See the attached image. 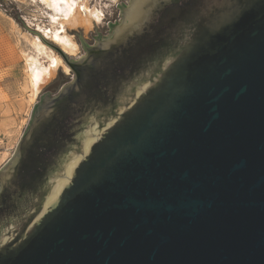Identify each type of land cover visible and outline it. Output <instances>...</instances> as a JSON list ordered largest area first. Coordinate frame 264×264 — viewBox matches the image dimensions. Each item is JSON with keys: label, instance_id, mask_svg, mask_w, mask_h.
I'll return each mask as SVG.
<instances>
[{"label": "water", "instance_id": "obj_1", "mask_svg": "<svg viewBox=\"0 0 264 264\" xmlns=\"http://www.w3.org/2000/svg\"><path fill=\"white\" fill-rule=\"evenodd\" d=\"M53 48L0 169V264H264V0H119ZM82 47H81V43Z\"/></svg>", "mask_w": 264, "mask_h": 264}, {"label": "rangeland", "instance_id": "obj_2", "mask_svg": "<svg viewBox=\"0 0 264 264\" xmlns=\"http://www.w3.org/2000/svg\"><path fill=\"white\" fill-rule=\"evenodd\" d=\"M118 1L78 0L77 8L81 13L85 7L93 8L101 13V19L93 23L88 30L80 27L66 29L67 34L72 36L77 45L75 53L65 52L66 55L75 57L80 54L76 33L79 32L84 40H91L88 33L90 31L95 33L94 25L100 32L106 28L107 22L117 11L115 4ZM61 18L44 0H0V169L13 156L30 121L33 108L38 102V94L58 80L59 68L64 75L73 76L60 55L34 33L43 35L45 40L59 47L50 36L53 30L59 28L57 22ZM35 43L44 50H38ZM51 53L60 57L62 65L32 97L28 64L37 61L46 69L50 64Z\"/></svg>", "mask_w": 264, "mask_h": 264}, {"label": "bare ground", "instance_id": "obj_3", "mask_svg": "<svg viewBox=\"0 0 264 264\" xmlns=\"http://www.w3.org/2000/svg\"><path fill=\"white\" fill-rule=\"evenodd\" d=\"M49 4L50 9L61 16L62 18L57 22L59 28L53 30L51 38L55 41L61 50L66 53L73 54L77 49L72 36L68 35L66 29L82 28L88 30L92 27L93 23L99 22L101 13L93 8H86L81 13L78 10V0H44ZM36 44V43H35ZM38 50L42 49L36 44ZM50 64L48 68L44 69L37 61L31 62L29 65V83L31 86V96H35L40 89L54 76L58 67L62 65L59 56L49 54ZM64 68V67H63Z\"/></svg>", "mask_w": 264, "mask_h": 264}, {"label": "flooded vegetation", "instance_id": "obj_4", "mask_svg": "<svg viewBox=\"0 0 264 264\" xmlns=\"http://www.w3.org/2000/svg\"><path fill=\"white\" fill-rule=\"evenodd\" d=\"M81 43V42H80ZM81 45V47H82V43L80 44Z\"/></svg>", "mask_w": 264, "mask_h": 264}]
</instances>
